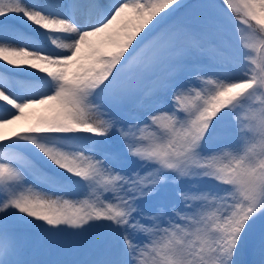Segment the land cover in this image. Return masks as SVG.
<instances>
[{
  "label": "snow or ice",
  "instance_id": "1",
  "mask_svg": "<svg viewBox=\"0 0 264 264\" xmlns=\"http://www.w3.org/2000/svg\"><path fill=\"white\" fill-rule=\"evenodd\" d=\"M100 7L0 0V264H264V0Z\"/></svg>",
  "mask_w": 264,
  "mask_h": 264
},
{
  "label": "rangeland",
  "instance_id": "2",
  "mask_svg": "<svg viewBox=\"0 0 264 264\" xmlns=\"http://www.w3.org/2000/svg\"><path fill=\"white\" fill-rule=\"evenodd\" d=\"M65 2L71 3L72 0H65ZM208 2L222 4V0H183V3L187 7L181 11L176 20H182L185 23L192 25L193 27L198 26L199 21L203 15L202 9L199 6ZM96 3L101 5V7L92 10L93 15L98 12L104 11L106 6L110 3V0H96ZM141 35H143V33H141ZM206 46L208 48V51L198 54V59L203 63L212 62L220 54H229V50L222 44L221 38L217 35L209 34L206 38ZM25 155L27 154L25 153Z\"/></svg>",
  "mask_w": 264,
  "mask_h": 264
}]
</instances>
